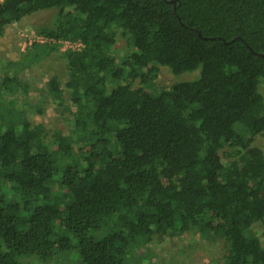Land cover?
I'll return each instance as SVG.
<instances>
[{
  "label": "trees",
  "instance_id": "trees-1",
  "mask_svg": "<svg viewBox=\"0 0 264 264\" xmlns=\"http://www.w3.org/2000/svg\"><path fill=\"white\" fill-rule=\"evenodd\" d=\"M43 9L53 43L0 67V264H138L137 246L190 230L223 238L225 264H264V0H0V36ZM61 40L83 47L47 82L73 108L48 131L17 74ZM159 66L199 75L156 92Z\"/></svg>",
  "mask_w": 264,
  "mask_h": 264
},
{
  "label": "rangeland",
  "instance_id": "rangeland-1",
  "mask_svg": "<svg viewBox=\"0 0 264 264\" xmlns=\"http://www.w3.org/2000/svg\"><path fill=\"white\" fill-rule=\"evenodd\" d=\"M54 9H43L24 16L20 21L8 26L0 36V67L4 60H24L28 51L23 43L21 34L35 32L44 26H50L54 19ZM61 46L56 50L40 55L39 59L21 69L17 76L26 86V92L21 87L15 94V99L21 103L28 117L33 122L43 123L48 131L55 128L67 130L73 108L65 101L66 109L58 108L50 97L47 82L55 76L61 88L66 79V68L61 57ZM125 41L117 36L114 43V55L120 58L128 52ZM24 55V56H23ZM199 75V69L174 75L166 66H159L157 75L150 82L158 92L168 89L179 81L194 80ZM138 82L135 86H138ZM259 90L264 97V82ZM67 97V93H64ZM62 111V113H59ZM252 144L264 151V134L255 136ZM261 227L256 224L255 230L264 244V237L260 235ZM226 242L223 238L213 234L203 236L197 230H190L173 235H154L150 242L137 246L134 251L138 264H225L224 252ZM25 264H78L73 253L64 259H50L48 261H25Z\"/></svg>",
  "mask_w": 264,
  "mask_h": 264
},
{
  "label": "built area",
  "instance_id": "built-area-1",
  "mask_svg": "<svg viewBox=\"0 0 264 264\" xmlns=\"http://www.w3.org/2000/svg\"><path fill=\"white\" fill-rule=\"evenodd\" d=\"M23 37V43L24 45L31 46L32 44H52L53 39L43 35L39 34L37 32H30L21 34ZM58 46H61V51L71 50V51H80L83 47V44L80 41H69V40H61L57 44ZM60 47V48H61Z\"/></svg>",
  "mask_w": 264,
  "mask_h": 264
},
{
  "label": "water",
  "instance_id": "water-1",
  "mask_svg": "<svg viewBox=\"0 0 264 264\" xmlns=\"http://www.w3.org/2000/svg\"><path fill=\"white\" fill-rule=\"evenodd\" d=\"M172 3H174V1H171ZM261 56H264V54H261Z\"/></svg>",
  "mask_w": 264,
  "mask_h": 264
}]
</instances>
